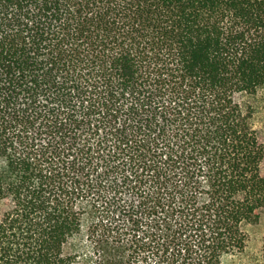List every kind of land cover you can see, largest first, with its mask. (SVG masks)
Wrapping results in <instances>:
<instances>
[{"label": "trees", "instance_id": "16d2710c", "mask_svg": "<svg viewBox=\"0 0 264 264\" xmlns=\"http://www.w3.org/2000/svg\"><path fill=\"white\" fill-rule=\"evenodd\" d=\"M263 131L264 0H0V264H224Z\"/></svg>", "mask_w": 264, "mask_h": 264}, {"label": "rangeland", "instance_id": "374dc122", "mask_svg": "<svg viewBox=\"0 0 264 264\" xmlns=\"http://www.w3.org/2000/svg\"><path fill=\"white\" fill-rule=\"evenodd\" d=\"M264 136V131H263ZM248 235L247 247L244 252L236 257L225 260L224 264H255L264 239V213L260 220L253 226L245 228Z\"/></svg>", "mask_w": 264, "mask_h": 264}]
</instances>
